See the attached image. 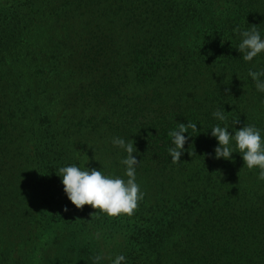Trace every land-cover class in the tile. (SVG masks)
Returning a JSON list of instances; mask_svg holds the SVG:
<instances>
[{"label":"trees","instance_id":"1","mask_svg":"<svg viewBox=\"0 0 264 264\" xmlns=\"http://www.w3.org/2000/svg\"><path fill=\"white\" fill-rule=\"evenodd\" d=\"M252 25L264 39V0H0V264H95L91 232L122 264H264L260 169L238 151L216 169L211 135L238 118L264 139L248 75L264 53L236 50ZM177 123L198 131L172 163ZM117 137L134 141L143 200L131 217L76 209L59 168L127 179Z\"/></svg>","mask_w":264,"mask_h":264},{"label":"clouds","instance_id":"2","mask_svg":"<svg viewBox=\"0 0 264 264\" xmlns=\"http://www.w3.org/2000/svg\"><path fill=\"white\" fill-rule=\"evenodd\" d=\"M234 31L241 37L236 50L242 55L244 61L251 62L258 54L264 53V39L261 38L255 25H252L250 30L241 31L237 27ZM248 75L255 82L256 89L264 92V79H261L264 77V70H249ZM229 91L226 87L225 95L230 96ZM225 113L224 110H217L213 116L219 121H225L227 119ZM238 123V118L233 121L231 132L227 126L222 127L219 124L211 129L212 137L217 140L214 158L231 160L233 153L238 151L242 154L240 156L244 166L250 170L260 169L258 179L264 181V139L261 137L260 130L252 125L236 130L234 125ZM188 129L198 131L197 125L194 123H177V128L168 133L174 145L168 149L172 163H179L185 152L184 146L191 138L188 134L185 135ZM233 142L235 150L232 146ZM112 143L127 154L121 160V164L125 166L127 179L105 175L96 168L84 167L81 169L75 165L60 167L59 177H61L64 193L76 209H82L87 205L109 217H131L137 210L139 201L144 198V193L140 191V186L136 182V166L139 162L133 154L137 152V149L131 139L129 142H125L124 139L117 137L113 139ZM63 211L67 212L68 209L64 208ZM104 259L111 260L112 264H122L126 258L121 254L113 260L111 256L106 257L103 254H98L94 257V262L99 264Z\"/></svg>","mask_w":264,"mask_h":264},{"label":"rangeland","instance_id":"3","mask_svg":"<svg viewBox=\"0 0 264 264\" xmlns=\"http://www.w3.org/2000/svg\"><path fill=\"white\" fill-rule=\"evenodd\" d=\"M215 160H217V159H215ZM224 160L222 159V160H220V161H217L216 162V166L214 165V167H216V169L222 164V162H223ZM256 170H258V168H253V169H251V171H253V172H255ZM245 173H248V172H245ZM240 181V180H239ZM233 195H235V194H233ZM232 195V196H233ZM34 223V220H33V222H32V224ZM34 225H36V224H34ZM38 230L39 229H37L36 231H35V237H33L34 239L32 240V238H31V240H30V246L32 247V248H35L36 249V252L37 251H40L41 250V248L43 247V245H44V241H45V239L49 236V229H46L44 232H43V234H42V232H38ZM86 230H88V229H86ZM92 233V232H91ZM91 233H88V236L91 238V239H93L94 240V242H96V243H99V245L101 246L100 247V249L102 248V250H101V254H103V255H105V241L103 240V238H101V237H96V236H93ZM98 234V233H97ZM52 252H53V250H52ZM42 254H43V251L41 252ZM106 256V255H105ZM25 264H33L32 262H26ZM106 264H112V261H107L106 262Z\"/></svg>","mask_w":264,"mask_h":264}]
</instances>
